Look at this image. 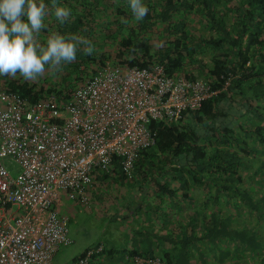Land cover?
Returning <instances> with one entry per match:
<instances>
[{
    "label": "trees",
    "instance_id": "trees-1",
    "mask_svg": "<svg viewBox=\"0 0 264 264\" xmlns=\"http://www.w3.org/2000/svg\"><path fill=\"white\" fill-rule=\"evenodd\" d=\"M44 2L45 27L36 34V43L43 46L56 33L76 35L88 42L92 53L85 54L80 45L73 61L46 65L57 70L45 78L0 76L1 87L31 102L50 95L68 98L106 63L146 68L161 64L168 75L202 79L220 88L198 109L184 110L170 124L151 120L154 144L139 152L131 176L118 157L107 168L91 171L92 186L86 191L94 190L95 197V189L101 188L106 199L108 187L128 189L129 198L121 199L136 204L134 212L151 217L141 226L153 227L152 235L173 246L162 245V255L131 249L126 261L132 264L130 258L139 255L184 264L191 247L204 254L198 245L204 239L202 264H264V160L251 173L242 172L248 168L247 156L264 154V0H143L148 13L140 21L132 15L129 0ZM55 6L71 11L65 22L56 21ZM246 180L255 181V188L242 185ZM193 185L209 194L200 203L183 206L187 198L193 200L188 196ZM183 209L195 212L189 220L193 225L196 215L202 217L203 236L183 233ZM102 252L103 246L92 259Z\"/></svg>",
    "mask_w": 264,
    "mask_h": 264
},
{
    "label": "built area",
    "instance_id": "built-area-1",
    "mask_svg": "<svg viewBox=\"0 0 264 264\" xmlns=\"http://www.w3.org/2000/svg\"><path fill=\"white\" fill-rule=\"evenodd\" d=\"M219 92L202 79L168 75L161 64L106 63L65 99L31 102L0 86V264H51L59 245L71 242L67 218L55 207L58 190L87 202L91 171L113 157L131 176L139 152L154 144L151 120L170 124ZM7 160L17 164L15 175ZM101 249L87 248L65 264H90ZM130 260L165 264L158 257Z\"/></svg>",
    "mask_w": 264,
    "mask_h": 264
},
{
    "label": "clouds",
    "instance_id": "clouds-1",
    "mask_svg": "<svg viewBox=\"0 0 264 264\" xmlns=\"http://www.w3.org/2000/svg\"><path fill=\"white\" fill-rule=\"evenodd\" d=\"M129 8L137 21L148 13L143 0H129ZM44 0H0V76L17 73L26 80H35L45 66H60L76 58L80 45L90 55L92 48L76 35H51L43 46L36 43V34L45 27ZM53 15L58 23L71 15L67 7L55 6Z\"/></svg>",
    "mask_w": 264,
    "mask_h": 264
},
{
    "label": "rangeland",
    "instance_id": "rangeland-1",
    "mask_svg": "<svg viewBox=\"0 0 264 264\" xmlns=\"http://www.w3.org/2000/svg\"><path fill=\"white\" fill-rule=\"evenodd\" d=\"M56 70V67L49 68L45 66V71L40 76L44 78L49 75L52 76L56 73ZM247 157L248 168L246 169L244 167L242 170L243 173L247 174L251 173L253 169H255V166L264 160V154L249 155ZM5 164L11 169L14 175L19 171L14 161L7 160ZM261 177L264 178V173ZM261 182L264 183V180ZM244 183L247 186L252 185L253 188L256 186V182L253 180H246ZM253 190L254 189H252V191L250 188L248 189V191L251 192H253ZM127 191L129 190L123 189V187L120 186L117 188L113 187V189L112 187H108V193L105 194L106 199L104 203L95 204L97 202L91 199L92 196L90 195V191H86L87 202L84 203L70 199L64 189H59L58 194L60 196V201L56 203L55 207L59 215L67 218L68 236L71 242L66 245H59L52 258L51 264H62L85 248L95 247L97 242L103 241L104 244L108 241L111 242V237L117 242L118 240H115V237L119 235L120 230L127 227L125 218L120 217L125 215L123 203L125 199L127 200L129 198L128 194L130 192ZM261 193H264V187L261 188ZM253 194L259 195L260 192L258 193L255 191ZM96 196H98V193ZM260 233L264 236V229ZM115 249H117V245ZM116 253L119 255L120 251L116 250Z\"/></svg>",
    "mask_w": 264,
    "mask_h": 264
},
{
    "label": "crops",
    "instance_id": "crops-1",
    "mask_svg": "<svg viewBox=\"0 0 264 264\" xmlns=\"http://www.w3.org/2000/svg\"><path fill=\"white\" fill-rule=\"evenodd\" d=\"M242 185H246L245 183H242ZM97 190V191H96ZM95 191L98 193V196L94 197V190H92L90 192V195L92 196L91 199H94L97 203L95 204H101L104 203V197L103 194L105 193L101 188L95 189ZM212 195H214L215 190L212 189L211 190ZM209 192H207V190L200 185H193L192 189L189 191V195L188 196H192L193 200H189L187 198V200H184L182 202L183 206H188L192 201H197V203L202 202L206 197V195H208ZM102 196V197H101ZM102 198V200H98L97 198ZM219 199H221V196H219ZM140 203V202H139ZM123 209H124V216H120L121 218H125L126 222H127V227H125L123 230L119 231V235L117 237H115V240H118L117 242L114 241L112 239V237L110 238L111 242L108 241L107 243L104 244V242L100 241L97 243H100L103 246V252L101 254H97L92 260L90 264H131L130 262L126 261L128 259L127 256H125L127 254V252L129 250H139V251H150V250H154L157 253H159V255H162V251L163 246H166V248H173V246L170 245V243H167V239H164L162 236L158 237L157 235L154 236L152 235L150 232L153 230H155L153 227H148V228H144L141 225L145 224L144 222H146V224L150 223V215L147 214V216H144V214H141L140 212H134L135 208H136V204L131 203H123ZM146 208V207H144ZM212 211L215 210V206H213ZM191 210V209H190ZM189 209H183L182 210V228H183V233L186 235H190V233H197L200 234L201 236H203L204 234V229H203V222L201 220V216L198 214V216H195L196 221V225H193L191 222H189V220L191 219L192 216H194L195 212H193L192 210L190 211ZM174 212L171 210L170 214H169V218L170 221H174ZM192 224V226L189 227V225ZM164 229V228H163ZM162 227L159 225H156V230H160V233H163ZM167 230V229H166ZM165 230V231H166ZM165 234V233H164ZM203 240V242H202ZM200 240V243H198V245H200L203 250H204V254L201 256V254L196 253V250L191 247L189 249V253L187 255L186 259V263L184 264H202V258H206L205 256V250L206 247L204 245H202V243L205 244V242H207L206 240L202 239ZM110 244V245H109ZM117 245V249H115V246ZM108 246V247H107ZM90 247V246H89ZM87 249V248H85ZM84 249V250H85ZM84 250H82L81 252H83ZM116 250L120 251V254L118 255L116 253ZM195 250V251H194ZM81 252L77 253L76 255L72 256L70 259H68L67 261H65L62 264H65L66 262L70 261L73 257L77 256L78 254H80ZM117 254V255H115ZM210 261V260H208Z\"/></svg>",
    "mask_w": 264,
    "mask_h": 264
}]
</instances>
